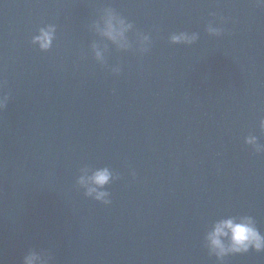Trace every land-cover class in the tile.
<instances>
[{
  "label": "water",
  "instance_id": "1",
  "mask_svg": "<svg viewBox=\"0 0 264 264\" xmlns=\"http://www.w3.org/2000/svg\"><path fill=\"white\" fill-rule=\"evenodd\" d=\"M108 8L134 25L131 50L90 31ZM49 24L41 52L31 40ZM180 32L198 40L172 45ZM0 85V264L29 250L49 264H218L204 246L214 223L247 215L264 235V152L244 143L264 145L255 0H0ZM105 167L119 177L109 205L76 184ZM224 264H264V252Z\"/></svg>",
  "mask_w": 264,
  "mask_h": 264
},
{
  "label": "clouds",
  "instance_id": "2",
  "mask_svg": "<svg viewBox=\"0 0 264 264\" xmlns=\"http://www.w3.org/2000/svg\"><path fill=\"white\" fill-rule=\"evenodd\" d=\"M255 2L258 6L264 7V0H255ZM89 27L90 31L100 38L110 41L120 51H129L133 47V41L129 40L128 34L133 32L134 25L111 8L105 9ZM56 31L54 24L41 27L38 33L32 37L31 44L41 52L49 51L56 39ZM206 31L210 36L219 37L223 29L210 22ZM197 40V33L189 34L186 32L173 34L169 38L172 45L190 46ZM134 43L138 52L144 54L149 51L151 39L148 35L136 33ZM91 51L96 62L104 65L107 48H101L93 43ZM111 71L114 75H119L120 67L114 66ZM8 100V95H0V111L5 109ZM259 128L261 132H264V119L260 120ZM244 143L256 153L264 152V145L258 143V139L254 135L247 136ZM89 171L87 168L81 169L76 181L77 186L83 190L85 197L109 205L111 203L110 193L104 189L119 177L107 167L91 171V174H89ZM132 175L135 176V173L133 172ZM204 246L207 248L209 255L215 257L218 264H224L225 258L231 255L245 254L250 250L257 253L264 252V235L258 230L256 222L251 216L229 217L211 226L204 236ZM50 260L51 257L45 252L38 253L29 250L24 255L22 264H49Z\"/></svg>",
  "mask_w": 264,
  "mask_h": 264
}]
</instances>
